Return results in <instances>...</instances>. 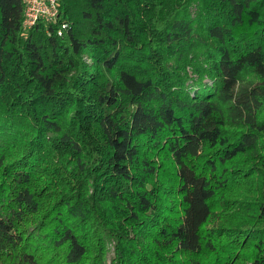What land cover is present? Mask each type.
I'll return each instance as SVG.
<instances>
[{"label":"trees","instance_id":"obj_1","mask_svg":"<svg viewBox=\"0 0 264 264\" xmlns=\"http://www.w3.org/2000/svg\"><path fill=\"white\" fill-rule=\"evenodd\" d=\"M56 2L0 0V264H264V0Z\"/></svg>","mask_w":264,"mask_h":264},{"label":"built area","instance_id":"obj_2","mask_svg":"<svg viewBox=\"0 0 264 264\" xmlns=\"http://www.w3.org/2000/svg\"><path fill=\"white\" fill-rule=\"evenodd\" d=\"M24 12L21 21L23 31L30 29L36 22L42 20L46 23L56 20L58 15V5L56 0H22ZM67 27L66 22H61L56 30L57 35H61L63 29Z\"/></svg>","mask_w":264,"mask_h":264},{"label":"rangeland","instance_id":"obj_3","mask_svg":"<svg viewBox=\"0 0 264 264\" xmlns=\"http://www.w3.org/2000/svg\"><path fill=\"white\" fill-rule=\"evenodd\" d=\"M249 184H250V181H248L247 179L241 181V184H240L238 190H236V191H239V192H243L244 193L245 192V189H246L244 187L247 186V185H249ZM45 196H46V194L44 193L42 195V199H46ZM222 197H224V195ZM225 197L227 198V200L224 201V205L227 206V209L229 210L233 206V204H235V203L230 200V198H231L230 196H225ZM224 215L226 217L234 218L235 215L237 216L238 214H232V215L231 214H224ZM224 215L223 214L219 215V220L222 219V217H224ZM207 227H209V225H207ZM221 231L222 230H218V233H220ZM223 241H224V238H220V239L218 238V240H217V242H223ZM109 249L111 250V248H109ZM247 251H248V249H244L242 251H240V250L237 251L233 255V258H232V261H231L232 263H230V264H245L244 260L242 258H240V257H243V255H246L247 254ZM200 261H201L202 264H206L207 263V261L204 260V259H202Z\"/></svg>","mask_w":264,"mask_h":264}]
</instances>
